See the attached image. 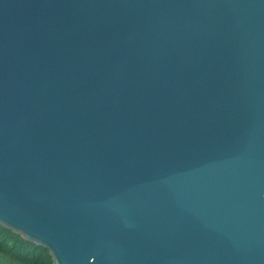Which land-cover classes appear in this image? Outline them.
<instances>
[{
	"label": "water",
	"instance_id": "obj_1",
	"mask_svg": "<svg viewBox=\"0 0 264 264\" xmlns=\"http://www.w3.org/2000/svg\"><path fill=\"white\" fill-rule=\"evenodd\" d=\"M0 225L51 264H264V0H0Z\"/></svg>",
	"mask_w": 264,
	"mask_h": 264
},
{
	"label": "trees",
	"instance_id": "obj_2",
	"mask_svg": "<svg viewBox=\"0 0 264 264\" xmlns=\"http://www.w3.org/2000/svg\"><path fill=\"white\" fill-rule=\"evenodd\" d=\"M0 264H51L47 250L0 225Z\"/></svg>",
	"mask_w": 264,
	"mask_h": 264
}]
</instances>
